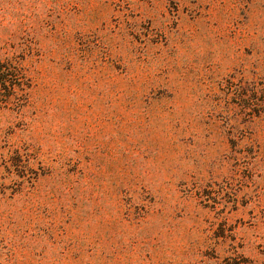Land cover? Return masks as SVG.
Here are the masks:
<instances>
[{
	"label": "rangeland",
	"instance_id": "rangeland-1",
	"mask_svg": "<svg viewBox=\"0 0 264 264\" xmlns=\"http://www.w3.org/2000/svg\"><path fill=\"white\" fill-rule=\"evenodd\" d=\"M0 264H264V0H0Z\"/></svg>",
	"mask_w": 264,
	"mask_h": 264
}]
</instances>
